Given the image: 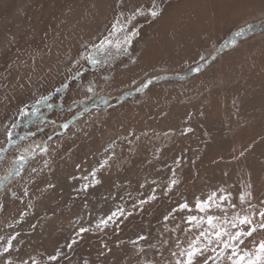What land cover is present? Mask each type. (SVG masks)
Here are the masks:
<instances>
[{
    "label": "rangeland",
    "instance_id": "374dc122",
    "mask_svg": "<svg viewBox=\"0 0 264 264\" xmlns=\"http://www.w3.org/2000/svg\"><path fill=\"white\" fill-rule=\"evenodd\" d=\"M244 191L264 206V0H0L13 264H175L208 215L251 212Z\"/></svg>",
    "mask_w": 264,
    "mask_h": 264
},
{
    "label": "snow or ice",
    "instance_id": "6c2138e0",
    "mask_svg": "<svg viewBox=\"0 0 264 264\" xmlns=\"http://www.w3.org/2000/svg\"><path fill=\"white\" fill-rule=\"evenodd\" d=\"M151 15L153 17L157 16L156 11H152ZM21 161L24 160V156H20ZM93 175L95 173L93 172ZM98 183V181H97ZM177 181L173 179L171 184H176ZM171 186V185H170ZM250 187V186H249ZM215 193L208 197L207 201H201L197 199L196 208L204 212L207 208L212 205L210 202L214 201ZM252 193L251 191H244L240 194L241 204L248 202L249 209L251 212L240 216L239 214L233 215L231 219L227 216L221 220L219 217H214L208 215L206 217V222L210 226L209 229L201 230L199 235L192 240L187 248H182L178 252H173L172 255L176 257L175 264H264V240H260L258 243L254 244V250L241 249L240 245L244 243V239L251 237L258 230H264V206L260 207L258 210L254 205L250 203ZM155 197H149V199H154ZM230 199V194L228 196H220L219 200L224 201ZM141 204L145 201H140ZM264 205V202H262ZM219 207V204L216 205ZM189 206L187 202L178 205L179 210L187 209ZM235 208V205H231ZM174 209L173 211H176ZM123 215V209H118L116 212H112L110 216L106 219H101L96 228L102 229L106 227L109 221H113L117 215ZM167 219V217H165ZM188 222L193 224V226L199 227L204 223V217L189 216ZM247 227L245 231L244 228ZM230 229H234L232 231ZM89 231L88 228L81 227L79 233H85ZM0 237V240H3ZM16 239L15 236H9L6 243L0 245V258H4L3 264H13L10 258L11 250L13 249V241ZM146 237L140 236L138 240H144ZM76 240H73L67 245L71 248ZM208 253H212L209 255ZM61 252L57 250L54 255H49L47 260L49 262H54L59 259ZM32 259V264H38V262ZM20 264H29L27 260H23Z\"/></svg>",
    "mask_w": 264,
    "mask_h": 264
},
{
    "label": "bare ground",
    "instance_id": "6f19581e",
    "mask_svg": "<svg viewBox=\"0 0 264 264\" xmlns=\"http://www.w3.org/2000/svg\"><path fill=\"white\" fill-rule=\"evenodd\" d=\"M220 14H221V13H220ZM218 15H219V12H218ZM221 15H222V14H221ZM221 15H220V16H221ZM215 20H216V18H215Z\"/></svg>",
    "mask_w": 264,
    "mask_h": 264
}]
</instances>
